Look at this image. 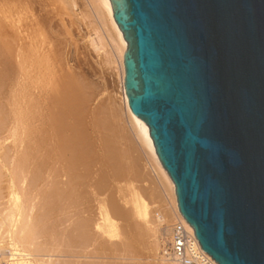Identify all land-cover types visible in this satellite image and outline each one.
Returning a JSON list of instances; mask_svg holds the SVG:
<instances>
[{
  "label": "bare ground",
  "instance_id": "obj_1",
  "mask_svg": "<svg viewBox=\"0 0 264 264\" xmlns=\"http://www.w3.org/2000/svg\"><path fill=\"white\" fill-rule=\"evenodd\" d=\"M92 1L119 50L125 112L104 106L86 77L94 39L81 0H0V264H155L171 217L144 197L140 151L181 215L128 106L110 0Z\"/></svg>",
  "mask_w": 264,
  "mask_h": 264
},
{
  "label": "water",
  "instance_id": "obj_2",
  "mask_svg": "<svg viewBox=\"0 0 264 264\" xmlns=\"http://www.w3.org/2000/svg\"><path fill=\"white\" fill-rule=\"evenodd\" d=\"M124 91L217 264H264V0H110Z\"/></svg>",
  "mask_w": 264,
  "mask_h": 264
},
{
  "label": "rangeland",
  "instance_id": "obj_3",
  "mask_svg": "<svg viewBox=\"0 0 264 264\" xmlns=\"http://www.w3.org/2000/svg\"><path fill=\"white\" fill-rule=\"evenodd\" d=\"M82 5L78 8L84 26L87 27L91 38L94 39L93 43L89 45L91 56L89 58V75L86 77L90 81L91 89L100 97L101 103L104 106L115 103L123 112H125L124 95L122 93V80H121V64L119 50L116 49L114 44L104 33L101 25V15L94 1L81 0ZM97 42V43H95ZM92 46V47H91ZM94 46V47H93ZM98 47V48H97ZM97 48V49H95ZM93 49V50H92ZM96 50V51H95ZM141 162L147 167L150 172L146 181V192L144 197L148 202L150 208L155 211L153 214L159 216L162 211H167L171 217L170 227L176 220L177 214L171 202L170 191L163 186V184L154 176L148 163L146 154L140 151ZM168 188V187H167ZM172 224V225H171ZM171 228H169L170 230ZM167 231L169 235L170 231ZM167 240L164 239V248L157 255L155 264L159 263L162 258L163 252L166 248ZM145 260H140V264H144ZM102 264H112L110 262Z\"/></svg>",
  "mask_w": 264,
  "mask_h": 264
},
{
  "label": "built area",
  "instance_id": "obj_4",
  "mask_svg": "<svg viewBox=\"0 0 264 264\" xmlns=\"http://www.w3.org/2000/svg\"><path fill=\"white\" fill-rule=\"evenodd\" d=\"M158 264H217L200 247L193 228L181 216L176 217L169 241Z\"/></svg>",
  "mask_w": 264,
  "mask_h": 264
}]
</instances>
